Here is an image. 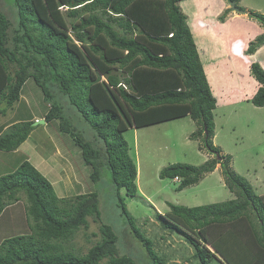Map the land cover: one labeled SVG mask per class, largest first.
I'll return each instance as SVG.
<instances>
[{"label":"trees","instance_id":"obj_1","mask_svg":"<svg viewBox=\"0 0 264 264\" xmlns=\"http://www.w3.org/2000/svg\"><path fill=\"white\" fill-rule=\"evenodd\" d=\"M183 0H4L0 9V116L19 101L28 80L40 89L48 111L45 123L57 121L70 136L97 182L106 168L126 224L144 244L152 264H164L151 243L134 225L124 199L137 196V168L123 134L130 129L190 117L204 147L215 158L199 167L174 164L159 177L180 178L178 190L196 184L221 165L227 189L235 199L187 208L169 205L156 217L169 232L182 234L194 248L199 264H264V196L254 193L244 178L229 168L213 146L212 112L216 102L199 59ZM238 7L239 0H227ZM231 10V9H230ZM227 9L219 21L223 22ZM248 16L264 24V16ZM264 43V35L249 42L246 55ZM259 83L251 98L264 106V70L249 65ZM66 104L93 132L92 143L75 133ZM32 118L11 122L0 131V151L13 152L33 130ZM26 200L29 234L0 243V264H136L120 255L118 236L100 224L101 241L78 255L69 245L87 229L88 218L100 219L95 193L58 197L51 183L27 160L0 177V215L6 207ZM250 214L253 216L251 218Z\"/></svg>","mask_w":264,"mask_h":264},{"label":"rangeland","instance_id":"obj_2","mask_svg":"<svg viewBox=\"0 0 264 264\" xmlns=\"http://www.w3.org/2000/svg\"><path fill=\"white\" fill-rule=\"evenodd\" d=\"M178 5L187 16L216 102L212 112L213 146L224 158L230 157L229 168L233 173L244 178L256 195L264 196V106L256 107L251 103L259 83L249 71L251 63H258L264 70V43L251 59L245 54L249 42L264 35V24L248 16L250 11L264 16V0H239L242 12L231 9L227 0H183ZM228 8L223 22L219 21L218 17ZM0 9L10 13L4 0H0ZM12 107L5 116H0V131L14 120L29 118H32L33 130L16 151H0V177L13 173L27 160L51 183L58 197L95 193L99 222L88 218L87 229L75 234L70 249L78 255L86 254L101 241L99 226L105 224L118 236L120 255L131 257L136 264H152L144 244L121 215L108 170L102 168L99 180L92 182L91 168L83 162L70 136L59 131L57 121L33 125L36 120H43L48 104L31 80L25 83L19 101ZM64 111L65 116L72 119L75 133L92 143L93 132L74 108L66 104ZM197 130L196 123L186 116L155 126L130 129L123 134L129 156L137 168V196L125 197L124 190H120L119 195L136 229L150 241L152 252L162 258L164 264L199 263L194 258V248L184 236L165 229L163 220L156 217L158 214L168 213L169 205L192 208L235 199L225 185L219 163L212 173L182 190H178L180 178L176 182L159 177L162 169L174 164L199 167L214 159L216 154L208 152L201 137L194 139ZM26 204L21 195L18 204L8 206L0 219V243L29 234ZM219 262L213 260L210 264H221Z\"/></svg>","mask_w":264,"mask_h":264},{"label":"water","instance_id":"obj_3","mask_svg":"<svg viewBox=\"0 0 264 264\" xmlns=\"http://www.w3.org/2000/svg\"><path fill=\"white\" fill-rule=\"evenodd\" d=\"M231 8L233 9V10H235V11H237V12H239V10L234 6V3L233 2H231ZM45 123V121L44 120H36L34 123H33V125H36V124H44ZM217 156V155H216ZM217 159L219 160V157L217 156Z\"/></svg>","mask_w":264,"mask_h":264},{"label":"crops","instance_id":"obj_4","mask_svg":"<svg viewBox=\"0 0 264 264\" xmlns=\"http://www.w3.org/2000/svg\"><path fill=\"white\" fill-rule=\"evenodd\" d=\"M216 16H217V14H216ZM218 17V16H217ZM231 50V49H230ZM254 55V54H253ZM253 55H249V58L251 59L252 58V56ZM251 63V61L249 62V64ZM205 76H206V79H207V75L205 74ZM207 81H208V79H207ZM209 84V83H208ZM14 121H19V120H14ZM14 121H12V122H14ZM31 121H32V119H31ZM4 126V125H3ZM27 140V139H26ZM16 204H18V203H16ZM8 209V207H6L5 208V210L3 211V213L0 215V219H1V217L4 215V213H5V211Z\"/></svg>","mask_w":264,"mask_h":264},{"label":"clouds","instance_id":"obj_5","mask_svg":"<svg viewBox=\"0 0 264 264\" xmlns=\"http://www.w3.org/2000/svg\"><path fill=\"white\" fill-rule=\"evenodd\" d=\"M230 8H231V7H230ZM228 9H229V8H228ZM231 9H232V8H231ZM238 10H239V9H238ZM240 11H241V10H239V12H240ZM241 12H242V11H241ZM221 15H222V14H221ZM221 15H220V16H221ZM207 82H208V81H207ZM174 179H175V178H174ZM174 179H173V181H175ZM176 182H178V181H176Z\"/></svg>","mask_w":264,"mask_h":264},{"label":"built area","instance_id":"obj_6","mask_svg":"<svg viewBox=\"0 0 264 264\" xmlns=\"http://www.w3.org/2000/svg\"><path fill=\"white\" fill-rule=\"evenodd\" d=\"M174 180H175V181H178V178H175Z\"/></svg>","mask_w":264,"mask_h":264}]
</instances>
